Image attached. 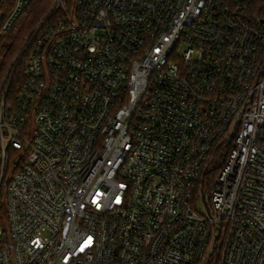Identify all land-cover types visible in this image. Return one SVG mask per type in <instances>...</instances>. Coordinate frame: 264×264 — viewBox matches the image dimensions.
<instances>
[{
    "label": "built area",
    "instance_id": "2783aa9c",
    "mask_svg": "<svg viewBox=\"0 0 264 264\" xmlns=\"http://www.w3.org/2000/svg\"><path fill=\"white\" fill-rule=\"evenodd\" d=\"M258 2L0 0V264H264Z\"/></svg>",
    "mask_w": 264,
    "mask_h": 264
},
{
    "label": "trees",
    "instance_id": "16d2710c",
    "mask_svg": "<svg viewBox=\"0 0 264 264\" xmlns=\"http://www.w3.org/2000/svg\"><path fill=\"white\" fill-rule=\"evenodd\" d=\"M256 11H258V13H261L262 15H264V0H259L258 4H256L255 6ZM44 8L42 7V9L39 10V12H43ZM39 16V13H36L35 16H31L29 17V22L25 25V27L14 37L11 46L7 47V51H6V55H5V64H8L12 57H13V53H15V51H17L19 45L21 44L23 38L25 37L26 33H27V28L29 27V24L33 23L35 21V19H37V17ZM3 218L2 214H1V209H0V219Z\"/></svg>",
    "mask_w": 264,
    "mask_h": 264
},
{
    "label": "rangeland",
    "instance_id": "374dc122",
    "mask_svg": "<svg viewBox=\"0 0 264 264\" xmlns=\"http://www.w3.org/2000/svg\"><path fill=\"white\" fill-rule=\"evenodd\" d=\"M75 2H76V0H72V5L73 6L75 5ZM12 35L13 34H11L9 36V38L5 41L4 46L1 49L0 55L3 56L4 58H5V55H6V53H5L6 48H4V47H7L9 45V43L11 42V39H12ZM0 65H1V60H0ZM19 160H20V155L19 154L12 156L11 163H10V167L11 168H10V171H9V175H8L7 181H9L13 177V166H14V164L18 163ZM0 161H1V158H0ZM1 198H2L1 204H0L1 214H2V216L4 218V220L7 221V207H8L7 204H8V200H7V187L6 186L4 187V190H3Z\"/></svg>",
    "mask_w": 264,
    "mask_h": 264
},
{
    "label": "snow or ice",
    "instance_id": "6c2138e0",
    "mask_svg": "<svg viewBox=\"0 0 264 264\" xmlns=\"http://www.w3.org/2000/svg\"><path fill=\"white\" fill-rule=\"evenodd\" d=\"M90 243H91V240L89 239V240L86 242L85 246H87V244H90Z\"/></svg>",
    "mask_w": 264,
    "mask_h": 264
}]
</instances>
